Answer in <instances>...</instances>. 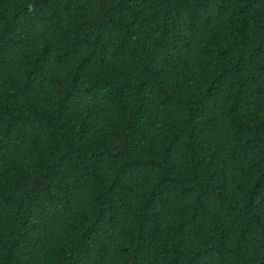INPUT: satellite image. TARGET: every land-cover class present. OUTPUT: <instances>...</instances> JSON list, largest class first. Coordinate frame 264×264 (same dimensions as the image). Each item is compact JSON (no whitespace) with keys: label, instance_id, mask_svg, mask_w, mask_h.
I'll use <instances>...</instances> for the list:
<instances>
[{"label":"trees","instance_id":"1","mask_svg":"<svg viewBox=\"0 0 264 264\" xmlns=\"http://www.w3.org/2000/svg\"><path fill=\"white\" fill-rule=\"evenodd\" d=\"M0 264H264V0H0Z\"/></svg>","mask_w":264,"mask_h":264}]
</instances>
